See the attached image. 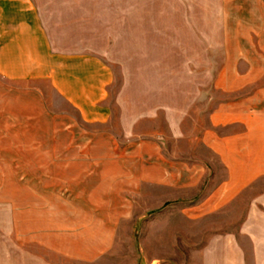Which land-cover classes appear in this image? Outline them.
I'll use <instances>...</instances> for the list:
<instances>
[{
  "label": "crops",
  "instance_id": "obj_1",
  "mask_svg": "<svg viewBox=\"0 0 264 264\" xmlns=\"http://www.w3.org/2000/svg\"><path fill=\"white\" fill-rule=\"evenodd\" d=\"M149 31L175 48L187 39L179 61L209 79L202 154L167 158L127 126L109 152L66 140L30 151L45 162L16 167L13 198H0V264H91L146 212L170 205L208 217L246 197L238 236L253 249L249 261L264 264V0H0V79L45 86L64 117L102 128L115 73L86 48L132 47ZM228 248L246 264L241 244Z\"/></svg>",
  "mask_w": 264,
  "mask_h": 264
},
{
  "label": "rangeland",
  "instance_id": "obj_2",
  "mask_svg": "<svg viewBox=\"0 0 264 264\" xmlns=\"http://www.w3.org/2000/svg\"><path fill=\"white\" fill-rule=\"evenodd\" d=\"M134 42L143 45L86 48L87 55L96 53L115 73L109 97L112 120L102 128L78 122L72 112L65 116L70 124L64 122L66 110L44 93L45 86L28 89L0 79V198H13L16 167L45 162L30 159V151L61 150L66 140L64 145L71 149L86 146L109 152L123 126L134 128L133 140L158 143L167 158L194 159L202 154L199 131L209 103V79L201 77L198 64L179 61L185 58L180 48H187V39L179 38L182 46L175 48L173 39H159L157 32L149 31ZM95 136L101 142L95 143ZM248 202L247 197L240 203L235 200L208 217L186 216L170 205L151 210L120 229L112 253L91 264H238L236 253L227 249L229 243L234 248L241 244L246 264H252L253 249L238 236V220L251 209Z\"/></svg>",
  "mask_w": 264,
  "mask_h": 264
}]
</instances>
